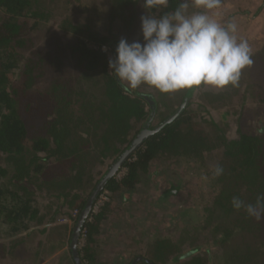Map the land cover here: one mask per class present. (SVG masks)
<instances>
[{
	"label": "trees",
	"instance_id": "trees-1",
	"mask_svg": "<svg viewBox=\"0 0 264 264\" xmlns=\"http://www.w3.org/2000/svg\"><path fill=\"white\" fill-rule=\"evenodd\" d=\"M38 1L0 0V238L13 237L22 230H28V237L48 236L57 230L52 221L70 196L80 200L75 208V227L97 184L139 133L147 130L153 133L106 180L93 205L102 193L108 199L101 202L96 213L90 210L79 228L76 251L81 264H102L97 260L94 236L112 201L129 200L145 175L153 177L161 167L166 176L174 177L169 163L199 170L205 187L210 190L208 200L211 201L207 200L203 208L186 210L182 220L190 219V225L182 228L177 241L157 238L152 249L153 259L138 256L128 264L134 261L135 264H262L258 261L264 250L251 249L248 244L243 248L237 246V250H230L222 258L215 248L229 243L235 231L244 234L251 231L248 214L243 208L237 210L232 206L233 197L245 204H255L257 196L264 194L263 84H258L257 89L249 88L256 106L262 107L254 116L253 124L241 122L240 114L225 111L233 100H239V95L234 96L231 91L234 86L229 85L214 91L183 90L177 105L158 124L151 126L158 111L153 94L138 90L125 92L116 77L106 72L108 59L101 47L110 44L115 55L118 43L93 35L84 39L76 33L78 29L71 20L75 9L78 12L84 8L82 1L65 0L66 13L59 17L53 10L38 5ZM110 3V27L119 21L123 29H130L133 25L130 7H139L159 17L174 11L180 0H167L166 5L152 9H145L143 0H111ZM220 9L219 6L208 14L220 23H229L226 22L228 15ZM193 11L204 9L193 8L190 3L189 12ZM263 11L264 7L257 9L256 22L261 23ZM53 24L52 31L48 26ZM250 50L252 64L241 75L252 69L259 78L260 74L264 75V40ZM72 65L74 73L70 70ZM79 69L89 73L101 71L103 92L99 96L88 94L75 76ZM253 77L254 71L248 74V79ZM246 92V89L242 92V101ZM160 95L166 94L160 92ZM195 98L208 106L204 109L199 104L206 113L213 108L218 110L219 119L193 122L187 111ZM240 104L242 108L243 103ZM233 118L238 136L228 140L221 126ZM107 151L118 154L94 182L92 191L86 196L78 195L80 191L85 193L86 186L93 182V167L102 164ZM217 166L223 169L219 176L214 174ZM151 167L154 172L150 171ZM121 171L122 175L117 178ZM178 190L179 187L170 185L160 193L157 204ZM217 209L221 215L213 220ZM229 221H232L231 228L224 227ZM211 222L214 235L210 241L196 240L187 249H180L191 234L209 230ZM74 227L67 230L69 243ZM70 254L75 264L71 250Z\"/></svg>",
	"mask_w": 264,
	"mask_h": 264
},
{
	"label": "rangeland",
	"instance_id": "rangeland-1",
	"mask_svg": "<svg viewBox=\"0 0 264 264\" xmlns=\"http://www.w3.org/2000/svg\"><path fill=\"white\" fill-rule=\"evenodd\" d=\"M64 1L65 0H39L38 5L44 6L45 8L51 9L58 15H65L64 12ZM82 10L75 9L74 19L71 20L73 27H76L77 34L85 37L87 35H93V37H106L110 38L114 42H119L122 38L128 39L129 42L140 40L142 42L141 35V22L140 17L146 14V10L131 9L133 14V25L131 28L123 29L119 21L113 22L110 27L109 22V11L111 0H81ZM76 3V2H75ZM77 5V4H76ZM222 14H227L228 18L226 22H233L236 24L235 35L237 40L247 41L250 48H257L264 40V11L261 18V23L256 22L255 14L257 9L264 7V0H228L220 2ZM133 8V7H132ZM81 12V13H80ZM244 13V14H242ZM51 24V23H50ZM227 24V23H221ZM53 26V27H52ZM48 27L53 31L54 24ZM111 30L108 33V30ZM75 30V31H76ZM108 33V34H107ZM128 36V38H127ZM97 48V47H96ZM106 49V50H102ZM101 50L107 55V59L114 57L112 53L110 44H105L101 47ZM65 62V61H64ZM264 63V62H263ZM264 65V64H263ZM68 68V67H67ZM74 65L71 66V72L74 73ZM78 69V68H77ZM110 69L106 68V72L109 73ZM255 73L253 79H248V74ZM256 70L248 69V72L241 75L238 82L233 85L231 89L234 96L239 95V100H233L232 106H227L225 111L229 113L240 114L241 122L248 124H253L254 116L258 111L261 110V106H256L257 102L254 100L253 96L250 95V87L257 89L258 84H263L264 89V75L256 74ZM53 75V73H51ZM67 75V72L66 74ZM79 81H81L84 87L89 91L88 94H95L99 96L103 90L102 85V73L100 70L94 72H83L79 69V73L75 75ZM53 77V76H52ZM52 80V79H51ZM245 82V83H242ZM42 87V85H41ZM202 90L214 91L215 89L201 87ZM246 89V95L243 97L242 92ZM143 93L153 94L155 101L157 103L158 111L153 117L151 126H155L159 123L163 116L173 109L177 103L180 101L183 90L167 93L164 96L160 95V92L154 88L146 85H141L138 89ZM237 90V92H235ZM237 93V94H236ZM176 98V99H175ZM233 98V97H232ZM75 99V98H73ZM193 105L188 109L187 114L192 117V121L197 123L200 119L209 121V118L218 120V110L211 109L208 113L204 109L208 108L200 98H195ZM240 103H243V109L240 107ZM204 105V109L201 107ZM220 111V110H219ZM236 116V117H237ZM225 137L230 139L237 138V126L233 119L227 120V122L221 126ZM120 149L123 148L119 147ZM92 154L94 152L90 151ZM118 153H113L112 151H107L102 164H96L93 167V182L86 186L85 193L78 192V195L86 196L90 191H92V185L96 180L102 176L105 172L107 166L112 163L114 158ZM168 163H166L167 165ZM169 170L172 171L174 177L166 176L160 168L159 174L153 177H148V175L143 178V180L136 186L130 199L126 202L118 201L115 198L112 201L111 208L108 213H106L105 218L101 221L97 235L94 239L97 240L96 245V255L98 262L102 264H128L132 262L136 257L141 256L147 259H153V244L157 238L168 239L171 241H177L180 238V233L182 228L190 225L189 221L185 219L182 220V216L185 214L187 209H194L196 207L203 208L207 205L208 198H211L210 190L205 187V180L200 176L199 170H187L184 167H179L177 164L169 163ZM163 164L160 163V166ZM162 170V171H161ZM151 172H154V168H150ZM122 175V171L118 173V177ZM148 179V180H147ZM170 185L179 187L178 192L174 196H169L164 200H161L157 204V199L164 189L169 188ZM74 194V191L71 193ZM71 197V196H70ZM68 198V203L64 205L62 210L54 216L52 224L57 229L54 232H50L48 235L50 241L56 243V240L61 236L68 234L70 228L74 227V220L76 219V210L79 203L78 198ZM107 200V194L102 193L99 199ZM211 201V200H208ZM201 211V209H200ZM199 211V213H200ZM221 211L219 209L214 210L213 220L219 218ZM251 222V231L249 233L234 232L229 243L223 245L222 247H217L215 250L220 258L227 256L230 250H237V246L247 244L251 249H262L264 250V215L257 220L255 217L249 216ZM230 224L225 223L224 227L231 228L232 221ZM66 226L65 229H63ZM200 227V226H199ZM213 222L209 225V230L200 231L197 234H191L190 238L186 240V243L180 249H187V245L194 241H210L212 239ZM65 233V234H64ZM47 236V237H48ZM36 238L35 235L30 236ZM183 237V236H182ZM181 237V238H182ZM45 238V237H44ZM80 245L81 241H79ZM189 246V245H188ZM263 246V247H262ZM200 254V253H199ZM32 253H30V257ZM38 258L42 257V253L37 254ZM25 257V256H24ZM172 257V256H171ZM17 258H21L17 255ZM25 259V258H24ZM31 261H36L37 258ZM69 256L58 255L55 257L51 264H63L66 260V264H73L68 262ZM15 260V257L14 259ZM29 263V259H27ZM258 262L264 264V255ZM156 264H166V262H156ZM261 264V263H260Z\"/></svg>",
	"mask_w": 264,
	"mask_h": 264
},
{
	"label": "clouds",
	"instance_id": "clouds-1",
	"mask_svg": "<svg viewBox=\"0 0 264 264\" xmlns=\"http://www.w3.org/2000/svg\"><path fill=\"white\" fill-rule=\"evenodd\" d=\"M220 2L190 0L193 8L204 11L189 12V0H180L174 11L159 17L145 11L140 17L142 42L122 38L108 60L109 74L129 93L141 85L165 94L235 85L252 64L251 50L247 41L237 40L235 23L221 24L208 14L219 8ZM143 3L145 9H152L166 5L167 0ZM222 173L217 166L214 174ZM232 206L259 220L264 215V194L257 196L255 204L233 197Z\"/></svg>",
	"mask_w": 264,
	"mask_h": 264
},
{
	"label": "crops",
	"instance_id": "crops-1",
	"mask_svg": "<svg viewBox=\"0 0 264 264\" xmlns=\"http://www.w3.org/2000/svg\"><path fill=\"white\" fill-rule=\"evenodd\" d=\"M65 228L66 226L63 229ZM27 234L28 230H22L13 237L7 235L0 238V264H51L58 255H64V258L68 255L70 258L68 262L73 263L70 254V243L66 235L61 236L54 243L50 241L49 236L44 238V236L39 235L33 239V237H28ZM30 253H32L31 257ZM39 253H42V257L38 258L37 254ZM17 255L21 258H17ZM14 257L15 260H13ZM33 258H37V260L31 261ZM27 259H29V263ZM65 262L63 264H66Z\"/></svg>",
	"mask_w": 264,
	"mask_h": 264
},
{
	"label": "water",
	"instance_id": "water-1",
	"mask_svg": "<svg viewBox=\"0 0 264 264\" xmlns=\"http://www.w3.org/2000/svg\"><path fill=\"white\" fill-rule=\"evenodd\" d=\"M152 133L153 132L147 131V130H143L141 133H139V135L136 138V140L134 141V143L128 148L126 153H124L120 157V159L108 170V172L104 175L102 180L97 184V186L95 187V189L93 190V192L89 196V198H88V200H87V202H86V204H85V206H84V208L80 214L79 220H78L77 224L75 225L73 232H72L70 250L72 252L75 264H81V262L79 261V258L77 256V251H76V242H77L79 228L81 227V225L85 221L86 216L88 215L89 211L91 210L93 202L95 201L96 197L98 196L100 189L102 188V186L106 182V180L109 179L119 169L122 162L129 155V153L132 152L136 147H138L147 135H150ZM135 262L136 261H134L132 264H135Z\"/></svg>",
	"mask_w": 264,
	"mask_h": 264
},
{
	"label": "built area",
	"instance_id": "built-area-1",
	"mask_svg": "<svg viewBox=\"0 0 264 264\" xmlns=\"http://www.w3.org/2000/svg\"><path fill=\"white\" fill-rule=\"evenodd\" d=\"M103 201V199L97 200L96 203L92 206L91 208V213H96L98 210V206L101 204V202Z\"/></svg>",
	"mask_w": 264,
	"mask_h": 264
}]
</instances>
